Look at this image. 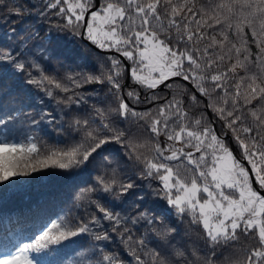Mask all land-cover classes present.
Instances as JSON below:
<instances>
[{"label":"snow or ice","instance_id":"6c2138e0","mask_svg":"<svg viewBox=\"0 0 264 264\" xmlns=\"http://www.w3.org/2000/svg\"><path fill=\"white\" fill-rule=\"evenodd\" d=\"M43 2L45 11L61 4L66 5L55 13L65 17V26L74 25L76 29L84 26L85 38L91 43L101 50H114L131 62L129 72L120 58L109 55L105 58L108 63L101 62L99 76L77 74L82 78L76 79L70 75L67 79L75 88L93 82L107 83L109 94L118 101V107L111 109V112L119 115L122 122L131 118L136 122L143 121V125H146L151 137L148 149L151 155H137L136 159L142 165L139 175L142 179L159 182L162 187L153 189L154 194H162L179 218L183 219L187 215L193 224L202 225L213 252L210 258H205L204 264H214L216 247L235 242L238 230L256 239L257 243L250 255L247 249L243 250L246 254L244 264H264V105L259 109H248L253 118L251 122H248L245 114V109L253 100L264 101V47L256 54L255 60L251 59L252 53L246 47L242 50L235 45L227 53L211 58L209 49L219 43L223 50L224 43L212 37V43L201 51L198 45L205 40L207 33L201 31L202 25L196 19L194 6H188L192 0H176L175 3L173 0H100L98 6L94 0ZM245 6L253 8L251 15L260 20L259 31L257 33L254 29L253 35L264 37V0H246ZM218 7L223 8L225 5ZM184 9L187 12L181 16ZM89 11L90 16L86 19ZM44 14L40 13L42 16ZM135 18L140 19L139 28L135 26ZM165 19L166 24L163 22ZM184 20L188 23H184ZM216 22L220 23L219 20ZM191 23L196 24L194 32L188 30ZM208 27L213 26L209 24ZM173 29L176 35L171 39L160 37V33H169ZM75 34L79 35L80 32ZM257 43L259 46L264 41L258 39ZM25 47L22 45L21 52L16 56L12 55L11 50L0 54V63L10 64L16 74L27 73L28 83L45 90L49 97L54 94L51 87L44 89L45 81L61 91H72L67 85L46 76L34 58L19 59V55L26 54ZM233 51L236 63L227 72L216 70L225 58L232 59ZM236 68L243 69L245 74L238 76ZM32 70H40V75H33ZM3 71L6 69H0V73ZM128 74L133 85L145 90V95L142 98L137 88L131 87L126 93L127 100L135 105L150 104L153 107L136 111L126 102L122 89ZM188 84L208 102L205 104L195 93H190ZM162 88L173 95L169 98L161 92ZM218 89L220 92H217ZM76 95L77 100L69 96L68 101L77 104L86 101L83 93ZM186 95L191 102L187 109L184 101ZM192 106L211 109L219 120L224 121V126L232 131L241 149V158H237L228 146L226 133H216L213 122L207 119L205 112H201L198 118L191 117ZM96 112L100 116L99 123L95 119L75 121V127L84 131L81 140L63 148L53 146L46 154H42L43 150L34 137L25 135L17 126L22 112L0 116V130L5 133L0 135V186L13 189L19 177L30 174L27 168H31L32 172L49 167L69 173L75 169L83 170L90 159L107 150L106 146L111 142L128 147L125 133L114 128L110 118L100 109H96ZM31 123L36 124V121ZM162 136L165 138L163 142L160 139ZM22 160H34L35 164L27 163L21 169ZM96 183L103 186L102 191H112L104 176H97ZM120 187L123 192H127L135 185L127 183ZM93 191H96L94 187L84 190L85 193ZM95 204L102 217L93 214L89 221L78 225L53 221L34 242L20 244L11 252L5 250V255L0 257V264H38L30 253H40L50 246L62 245L70 238L91 233L93 227L101 226V220L111 222L113 232H120V226L126 223V218L113 214L99 202ZM140 219L146 220L149 225L153 223L146 213H140ZM132 223L135 224L136 220ZM125 234L127 240L122 242L127 245L132 240L131 230L124 228L120 235L123 237ZM157 234L164 235L161 232ZM94 235L97 241L111 239L107 231L102 235ZM137 243L141 250L146 247L144 238ZM92 255L96 256V253ZM128 255L133 257L131 262L115 253L101 256L98 264H145L135 247L128 248ZM151 255L155 264H173V261L160 257L159 252L152 251ZM176 256L183 258L184 253L177 250ZM175 264H181L180 259ZM184 264H200V259L185 260Z\"/></svg>","mask_w":264,"mask_h":264},{"label":"trees","instance_id":"16d2710c","mask_svg":"<svg viewBox=\"0 0 264 264\" xmlns=\"http://www.w3.org/2000/svg\"><path fill=\"white\" fill-rule=\"evenodd\" d=\"M52 2L55 3V0ZM222 4L225 7H218ZM245 5L246 0H192L188 4L197 11L196 19L201 22V31L207 33L205 40L198 45L201 51L215 37L217 42L224 43V48L221 50L219 43L210 48L211 58L215 59L216 55L227 53L235 45L242 50L246 47L252 53L251 59L255 60L256 54L264 47V43L258 46L257 40L264 41V37L253 35L254 29L257 33L259 31L260 20L251 15L254 9ZM60 7L66 5L61 4L45 11L43 0H0V54L11 50L12 55L16 56L21 52L22 45H26V54L19 55V59L34 58L46 76L72 89L64 92L45 81L44 89L51 87L54 94L49 97L45 90L28 83L27 73L16 74L10 64L0 63V69H6L0 73V116L22 112L23 116L19 117L17 126L25 135L34 137L43 150L42 154H46L53 146L63 148L81 140L84 131L75 127V121L95 119L99 123L100 116L96 109H100L110 118L114 128L125 133V144L129 146L109 143L107 150L90 159L83 170L75 169L69 173L49 167L32 172L31 168H27L30 174L19 177L13 189L0 186V251L5 247L12 248L17 244L34 242L53 221L78 225L89 221L93 214L102 217L103 214L97 210L95 204L99 202L113 214L126 218V223L120 226V232L124 228L130 229L132 240L126 245L122 240H127V234L121 237L120 232L112 231L111 222L101 220V226L93 227L91 233L78 235L70 238V241L62 242V245L50 246L36 253L42 264H98L101 256L115 253L131 262L133 257L128 255L129 247L137 249L145 264H155L152 251L159 252L160 257L173 261V264L177 259L184 264L185 260L192 261L197 258L200 259V264H204L205 258H210L213 252L202 225L193 224L191 217L187 215L183 219L179 218L175 210L170 209L162 194H154L153 189L162 187L159 182L155 179H142L139 175L142 165L137 161V155H151L148 151L151 137L146 131V125H143V121L136 122L131 118L122 122L119 115L111 112V109L118 107V101L109 94L107 83L93 82L75 88L67 79L70 75L76 79L87 75L99 76L102 71L101 62L108 63L105 59L107 56L120 57L92 46L85 38V28L81 35L82 26L79 29L74 25L65 26V17L55 15ZM41 12L45 14L42 16ZM186 12L187 9H184L181 16ZM89 16L90 11L87 18ZM133 16L135 17L134 13ZM217 20L220 21L219 24ZM163 22L166 24L167 20ZM140 23V19L135 18L137 28ZM184 23L188 21L184 20ZM209 24L213 27L209 28ZM195 29V23L189 24L188 30L194 32ZM77 31L80 32L79 35L75 34ZM175 35V29L169 33H160L162 39H171ZM231 55L232 59L225 58L216 70L227 72L236 63L235 52ZM240 58L243 59V56ZM128 62L130 69L131 62ZM40 70H32V74L39 76ZM235 71L238 76L245 74L241 68H236ZM131 87H136L142 98L145 95L144 89L133 85L129 74L127 83L124 79L122 95L131 107L136 111L153 107L150 104L135 105L127 100L126 93ZM187 87L190 93H194L191 85L188 84ZM161 92L166 93L169 98L173 95L171 91L163 88ZM77 93H83L86 101L80 104L69 102V96L74 101L78 99ZM195 95L205 104L208 102L199 93ZM213 97L215 98V93ZM184 101L187 109L191 103L187 95L184 96ZM261 105H264V101L257 99L247 106L245 114L248 122L253 119L248 109H259ZM209 111L212 120L203 106H192L190 115L198 118L201 112H205L207 119L214 121L219 132L225 131L232 137L235 152L241 156V149L234 140L232 131L224 126V121L219 120L211 109ZM33 120L36 124L31 123ZM3 134V130H0V135ZM160 139L163 142L165 138L162 136ZM225 139L230 146L228 139ZM27 163L35 164V161L22 160L21 169ZM35 166L39 168L38 164ZM97 176L105 177L112 187L111 192L102 191L103 186L96 183ZM127 183H133L135 187L123 192L120 185ZM89 187H94L96 191L85 193L84 190ZM140 213H146L153 223L149 225L146 220L140 219ZM133 220H136L135 224L132 223ZM73 230L76 228L73 227ZM105 231L111 239L97 241L94 234L102 235ZM158 232L164 235H158ZM142 238L146 240L143 250L137 243ZM256 246V239L238 230V239L235 242L216 247L214 264H244L246 254L243 250L247 249V254L250 255ZM177 250L184 253L183 258L176 256ZM92 253H96V256Z\"/></svg>","mask_w":264,"mask_h":264},{"label":"water","instance_id":"95a60500","mask_svg":"<svg viewBox=\"0 0 264 264\" xmlns=\"http://www.w3.org/2000/svg\"><path fill=\"white\" fill-rule=\"evenodd\" d=\"M94 3H96V4L98 5L99 0H95ZM90 10H93V9H90ZM87 14H88V13H86V19H87ZM83 30H84V26H82L81 35H82ZM95 47H96V46H95ZM96 48H98V47H96ZM98 49H99V48H98ZM100 50H101V49H100ZM108 52H114V53H116L114 50H112V51H108ZM116 54L119 55V57L124 61L125 66H126V70L129 71V63L127 62V60L124 59L122 56H120L119 53H116ZM128 79H129V74L126 75V78H125V82H126V83H127ZM190 85H191V84H190ZM193 90H194L195 93H197L194 87H193ZM206 111H207V113H208L210 119L212 120V116H211V114H210L209 109H206ZM213 127H214L215 131H216L218 134H224V133H226L225 131H223V133H219L218 130L216 129V126H215V123H214V122H213ZM225 138L228 139V141H229V143H230L231 150H232L233 153L236 155V157H237V158H241V156H238V155L236 154V152H235V148H234V146H233V142H232V138H231V136H230L228 133H226V137H225ZM249 167H250V166H249Z\"/></svg>","mask_w":264,"mask_h":264},{"label":"rangeland","instance_id":"374dc122","mask_svg":"<svg viewBox=\"0 0 264 264\" xmlns=\"http://www.w3.org/2000/svg\"><path fill=\"white\" fill-rule=\"evenodd\" d=\"M229 147H230V146H229ZM230 149H231V148H230ZM166 202H167V200H166ZM15 248H16V247H15ZM15 248H13L12 250H10V251H8V252L14 251ZM3 255H5V250H4L2 253H0V257H2ZM29 255H30L32 258H34V259L38 262V264L40 263L39 260L36 259V256H35L33 253H30ZM257 264H258V263H257Z\"/></svg>","mask_w":264,"mask_h":264}]
</instances>
